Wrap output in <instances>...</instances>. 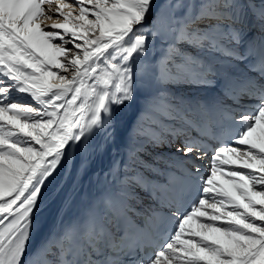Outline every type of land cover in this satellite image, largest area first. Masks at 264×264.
I'll return each mask as SVG.
<instances>
[{"label": "snow or ice", "instance_id": "obj_1", "mask_svg": "<svg viewBox=\"0 0 264 264\" xmlns=\"http://www.w3.org/2000/svg\"><path fill=\"white\" fill-rule=\"evenodd\" d=\"M0 264H264V0H0Z\"/></svg>", "mask_w": 264, "mask_h": 264}, {"label": "bare ground", "instance_id": "obj_2", "mask_svg": "<svg viewBox=\"0 0 264 264\" xmlns=\"http://www.w3.org/2000/svg\"><path fill=\"white\" fill-rule=\"evenodd\" d=\"M151 20V17H149V21ZM51 21H45V24H50ZM139 108V101L137 102L136 105H133L131 107L125 108L121 111L118 112L117 114V119H118V125H117V129H116V137H117V145H122L128 136V131L129 128L131 127L132 123L135 122V117H136V113L138 111ZM100 137H94L93 138V144L96 143H100ZM150 151H157V152H168V151H174V149H167L166 147H162V148H158V149H150ZM111 152L109 150H105L104 152L101 153H97L93 159L91 160V164H90V169L88 174H86L83 177V180L86 179L87 181L89 180V176L93 173L92 172V166L93 164H96L98 166V171H102L103 169H106L111 161ZM147 158V157H145ZM203 163V162H202ZM207 165H205L206 167ZM61 173H63V170H61ZM219 176L217 177V180H219ZM65 180V177L63 176L62 178H57L55 181H53L52 183L48 184L45 186L42 194H48V195H52L53 197H57L58 195H60L61 191L57 192V188L58 186H55L56 183L58 181H60V183H62ZM56 182V183H55ZM70 184L71 185V179H69L66 184ZM64 187V186H63ZM40 196V197H41Z\"/></svg>", "mask_w": 264, "mask_h": 264}, {"label": "water", "instance_id": "obj_3", "mask_svg": "<svg viewBox=\"0 0 264 264\" xmlns=\"http://www.w3.org/2000/svg\"><path fill=\"white\" fill-rule=\"evenodd\" d=\"M97 170V166H93V171H96Z\"/></svg>", "mask_w": 264, "mask_h": 264}]
</instances>
